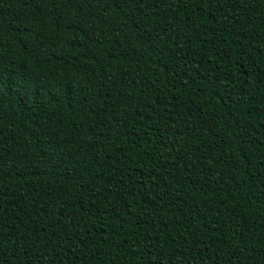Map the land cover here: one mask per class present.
<instances>
[{"label":"trees","instance_id":"trees-1","mask_svg":"<svg viewBox=\"0 0 264 264\" xmlns=\"http://www.w3.org/2000/svg\"><path fill=\"white\" fill-rule=\"evenodd\" d=\"M0 264H264V0H0Z\"/></svg>","mask_w":264,"mask_h":264}]
</instances>
